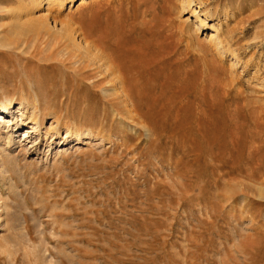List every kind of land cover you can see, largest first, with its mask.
Returning <instances> with one entry per match:
<instances>
[{"label":"rangeland","instance_id":"obj_1","mask_svg":"<svg viewBox=\"0 0 264 264\" xmlns=\"http://www.w3.org/2000/svg\"><path fill=\"white\" fill-rule=\"evenodd\" d=\"M0 264H264V0H0Z\"/></svg>","mask_w":264,"mask_h":264},{"label":"bare ground","instance_id":"obj_2","mask_svg":"<svg viewBox=\"0 0 264 264\" xmlns=\"http://www.w3.org/2000/svg\"><path fill=\"white\" fill-rule=\"evenodd\" d=\"M204 23V22H203ZM203 23L202 22H199L198 23V25H196L195 26V28H197V29H199L200 27H204V25H203ZM54 29V28H53ZM76 31V30H75ZM76 33V32H75ZM81 41V40H80ZM80 41L78 40L77 42H78V44H77V46H79L80 45ZM82 42V41H81ZM85 43V42H84ZM74 45H75V43H74ZM81 45H83V47L81 48V50H80V57L82 58V57H86V56H88V52H89V47H88V44H81ZM100 54V53H99ZM100 57V56H99ZM78 58H79V56H78ZM77 59V58H76ZM86 59V58H85ZM95 59V58H94ZM101 59V58H100ZM99 59V60H100ZM84 60V59H83ZM77 61H78V59H77ZM80 61H82V60H80ZM107 63V62H106ZM105 65V64H104ZM110 65V64H109ZM111 66V65H110ZM109 66V67H110ZM113 66H114V64H113ZM116 67V66H115ZM98 68V67H97ZM118 68V67H117ZM116 69V68H115ZM111 70V69H110ZM114 71V70H113ZM117 71V70H116ZM108 72V71H107ZM103 74V73H102ZM107 74V73H106ZM115 74V73H114ZM104 75H105V73H104ZM113 75V74H112ZM115 76V75H114ZM113 76V77H114ZM103 78V77H102ZM105 78V77H104ZM103 78V79H104ZM109 78V77H108ZM116 78H118V77H116ZM100 79V78H99ZM114 79V78H113ZM121 79V78H120ZM119 78H118V81L120 80ZM106 80V79H105ZM107 81V80H106ZM114 81V80H113ZM102 82H104L103 80H102ZM106 83V82H105ZM119 83V82H118ZM122 83V82H121ZM107 84V83H106ZM112 84V83H111ZM107 85H109V84H107ZM112 85H114V84H112ZM117 86V85H116ZM120 86V85H119ZM110 87V86H109ZM115 87V86H114ZM106 88H108V86L106 87ZM111 88V87H110ZM110 88H108V89H110ZM113 88V87H112ZM118 88V87H117ZM121 88H119V90H120ZM113 90V89H112ZM115 90H117L116 88H115ZM114 90V91H115ZM125 94H126V92H124ZM122 94H123V92H122ZM124 95V94H123ZM123 95H121V96H123ZM117 96V95H116ZM125 96V95H124ZM119 97V96H118ZM127 98V97H126ZM35 100H36V102H38L37 101V98H35ZM124 100V99H123ZM37 109V110H36ZM37 111H39V108L38 107H35V108H33L32 109V114H31V116H32V118L34 119L35 117H36V114H34V113H36ZM23 116H24V114H23ZM30 116V115H29ZM26 117V116H25ZM28 118V117H27ZM29 118H31V117H29ZM29 120H31V119H29ZM35 120V119H34ZM34 124H36V121H34Z\"/></svg>","mask_w":264,"mask_h":264}]
</instances>
